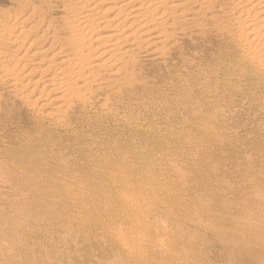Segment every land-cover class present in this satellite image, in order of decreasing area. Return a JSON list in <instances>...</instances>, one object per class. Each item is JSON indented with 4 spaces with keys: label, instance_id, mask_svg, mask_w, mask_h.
<instances>
[{
    "label": "rangeland",
    "instance_id": "obj_1",
    "mask_svg": "<svg viewBox=\"0 0 264 264\" xmlns=\"http://www.w3.org/2000/svg\"><path fill=\"white\" fill-rule=\"evenodd\" d=\"M64 4L0 0V23L41 11L58 31ZM231 36L201 39V52H188L185 64L176 54L164 66L143 59L150 87L140 95L137 133L127 126L119 138L113 120L100 125L111 141L130 143L126 152L97 153L128 156L121 167L77 163L99 135L51 126L47 150L63 159L45 164L33 155L28 168L12 159L28 127L0 122V264H264V71ZM12 107L15 120L25 118ZM235 231L249 242V260L218 240Z\"/></svg>",
    "mask_w": 264,
    "mask_h": 264
},
{
    "label": "bare ground",
    "instance_id": "obj_2",
    "mask_svg": "<svg viewBox=\"0 0 264 264\" xmlns=\"http://www.w3.org/2000/svg\"><path fill=\"white\" fill-rule=\"evenodd\" d=\"M64 1L67 4L60 10L63 25L58 31L56 21L41 11H34L25 19L13 17L10 24L0 23V122L28 127L25 137L15 139L19 151L12 152V159L28 168L35 163L33 155L37 162L43 160L45 164L63 159L58 152L47 150L52 146L47 134L51 126L81 134L91 130L99 135L84 146L91 152L89 157L75 160L77 163L84 161L87 167L93 163L124 165L128 156L120 154L119 161L104 155L98 157L100 150L130 149L129 142L119 143L117 138L111 141L110 133L100 125L113 120V130L119 138L127 126L137 133L140 95L150 87L147 75H142L145 58L167 65L176 54L180 63L185 64L188 52H201V39L208 41L216 36L226 40L237 33L241 49L249 54V62L264 71V0H239L229 12H225L224 4L232 0ZM108 5L111 7L107 8ZM25 23L30 27L20 28ZM16 103L26 111L24 119L13 117L11 110ZM43 152L48 154L44 159ZM130 154L136 157L134 146ZM259 236L262 235L256 234L255 238ZM218 238L242 257L249 249L242 232ZM128 251L124 252H132Z\"/></svg>",
    "mask_w": 264,
    "mask_h": 264
}]
</instances>
